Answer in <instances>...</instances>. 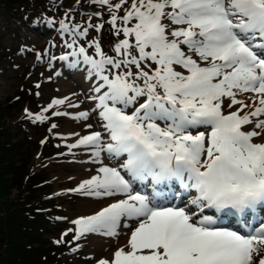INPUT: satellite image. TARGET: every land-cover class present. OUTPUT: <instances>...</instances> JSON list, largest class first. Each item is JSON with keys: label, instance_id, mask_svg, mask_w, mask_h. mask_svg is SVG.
<instances>
[{"label": "snow or ice", "instance_id": "6c2138e0", "mask_svg": "<svg viewBox=\"0 0 264 264\" xmlns=\"http://www.w3.org/2000/svg\"><path fill=\"white\" fill-rule=\"evenodd\" d=\"M88 2L108 19L61 20L72 51L52 59L69 61L70 70L87 66L94 82L89 99L102 130L87 123L91 131L73 133L66 146L86 150L97 165L70 191L103 203L54 243L69 233L77 241L126 237L95 264H264V220L250 221L264 211V0ZM105 24L114 55L99 38L79 43ZM66 104L79 107L65 96L25 112L43 123L69 115L59 110ZM73 118L87 121L90 112ZM185 193L194 195L184 201ZM225 218L240 226H225Z\"/></svg>", "mask_w": 264, "mask_h": 264}, {"label": "rangeland", "instance_id": "374dc122", "mask_svg": "<svg viewBox=\"0 0 264 264\" xmlns=\"http://www.w3.org/2000/svg\"><path fill=\"white\" fill-rule=\"evenodd\" d=\"M96 12H103V19L94 16ZM90 16L93 24L108 19L105 10L88 0H80L79 4L77 0H0V129L10 133L19 144L17 167L22 172L20 176L27 178L30 173L38 174L35 186H28V180L20 182L21 188L26 187L22 197L29 199L33 190L47 198L43 205L48 209L40 208L46 209L49 219L45 223L44 237L39 239V250H32L35 253L33 259H36V263L32 261L33 264H55L56 261H59L57 264H95L97 259L90 235L77 241L73 239V233H69L64 237V242L54 243L61 239L64 231L74 228L71 221L80 217L78 205L85 195L70 190L79 185L77 172L80 163H90V153L84 149L70 151L66 146L72 143L62 133L67 115L51 117L40 123L33 122L25 112L27 108L34 114L40 113L53 98H63L58 87L59 76L63 75L69 79L73 88L71 92L76 91L85 110L90 112L89 121L99 124L98 115L92 111L94 106H90L89 97L93 88H84L75 78L76 71L79 68L87 70V66L81 64L70 70L67 67L69 61L52 59L53 56L58 58L72 51L65 46L69 36L60 29V21L86 26ZM94 38H99L105 52L114 55L112 45L116 37L112 35L109 25L105 24L99 33L89 29L88 36L81 38L79 43L87 46V42ZM88 51L94 55L93 49L89 48ZM37 53H40L39 59ZM57 72L61 74L57 75ZM37 83L41 85L40 88H36ZM66 108L67 104L59 110L67 112ZM52 123L58 127L49 131ZM42 140L46 142L41 144ZM95 166H91L94 171ZM20 187L17 184L12 187L7 202L20 200L17 199L22 194ZM136 187L142 192L151 190L150 186L138 184ZM186 198L185 193L184 201ZM2 212L3 208L0 207V214ZM251 223L257 226V220ZM0 252H3L1 245Z\"/></svg>", "mask_w": 264, "mask_h": 264}, {"label": "trees", "instance_id": "16d2710c", "mask_svg": "<svg viewBox=\"0 0 264 264\" xmlns=\"http://www.w3.org/2000/svg\"><path fill=\"white\" fill-rule=\"evenodd\" d=\"M0 130V207L3 208L0 214V245L3 246L0 264H33L36 259H33L35 253L32 250H39V239L44 237L45 223L49 219L48 208L43 205L47 198L43 193L37 195L33 190L29 199L22 197L26 187L21 188L20 182L28 180V186H35L38 174L30 173L27 178L20 176L22 172L17 167L19 144L10 133ZM16 184L22 193L17 198L20 200L7 202L9 192Z\"/></svg>", "mask_w": 264, "mask_h": 264}, {"label": "bare ground", "instance_id": "6f19581e", "mask_svg": "<svg viewBox=\"0 0 264 264\" xmlns=\"http://www.w3.org/2000/svg\"><path fill=\"white\" fill-rule=\"evenodd\" d=\"M87 70L83 69V68H79L78 71H76L77 73L75 74V78L76 80L81 83L83 85L84 88H89L92 87L94 88V82L90 79H88V72H84ZM84 74V75H83ZM59 89H60V93L62 95V97L68 96L71 98L72 103L74 104H79L78 108H74V107H68L67 106V113H69V115H67L68 119L63 127V136L66 140L70 141V142H75L76 140V136L72 135L73 133H80L81 135L87 134V132L91 131V130H97L100 131L102 130L100 127V122L99 124H96L94 122H92L91 120H87V122H83L84 120H77L74 119L73 117L75 115H77L79 112L82 111H86L85 110V106L83 101L81 100V98L79 96H77L76 91L71 92V90L73 89L69 79L63 75L59 76ZM91 95L95 96V92H91ZM90 106H95V101L91 100L90 102ZM87 123H92L94 125L93 129H87L84 127L85 124ZM92 165H94L93 163H88L85 164L80 163V169L77 172V178H78V183H81L83 180H86L90 177V175L95 174L94 168L91 167ZM96 167V166H95ZM143 188V187H142ZM190 195H194V193L192 194H188L186 193V199L185 201H187L190 197ZM103 201L95 198V197H91V196H84L83 200L80 201L79 205H78V212H80V215H91L93 214L96 210H98V208L102 205ZM87 213V214H86ZM261 214H264L263 212H256V214H254L253 216L250 217V221H253V219H255L256 217H259ZM223 224L225 226H230V227H234L238 226L239 224L237 222H235L234 218H225L223 221ZM257 225V224H256ZM91 236L90 239V243L91 246L94 248V250L96 251V258H100L103 256H110L111 253L115 250V248L120 245L123 244L126 240V237L122 234L120 237L118 238H113V237H107V236H103V235H99V234H89Z\"/></svg>", "mask_w": 264, "mask_h": 264}]
</instances>
